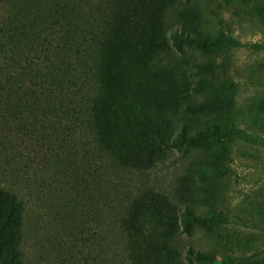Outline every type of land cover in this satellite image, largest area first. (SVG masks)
Here are the masks:
<instances>
[{
  "label": "rangeland",
  "instance_id": "1",
  "mask_svg": "<svg viewBox=\"0 0 264 264\" xmlns=\"http://www.w3.org/2000/svg\"><path fill=\"white\" fill-rule=\"evenodd\" d=\"M93 1L77 3L90 18L99 12ZM155 14L149 52H134L125 39L132 64L122 80H132L118 98L141 110L132 99L141 85L148 92L157 78L173 87L153 116L174 145L150 169H115L107 195L103 160H78L81 134L76 160H45L36 141L29 157L3 153L0 185L25 205L22 264H128L115 213L103 208L117 192L142 190L178 196L180 209L212 218L204 225L176 215L173 225L163 224L155 233L177 255L155 253L151 264L158 255L168 264H264V0H155ZM147 66L153 75H144ZM208 130L217 134L197 139ZM131 131L121 125L117 138ZM143 221L158 227L150 213Z\"/></svg>",
  "mask_w": 264,
  "mask_h": 264
},
{
  "label": "trees",
  "instance_id": "2",
  "mask_svg": "<svg viewBox=\"0 0 264 264\" xmlns=\"http://www.w3.org/2000/svg\"><path fill=\"white\" fill-rule=\"evenodd\" d=\"M79 1L0 0V156L29 157L25 152L36 141L45 160H76L72 157L78 155L71 154L81 134L78 160H103L101 192L107 195L116 187L114 177L107 178L115 169H150L174 145L153 116L173 87H164L157 78L148 92L139 84L132 99L141 110H128L118 98L132 78L128 74L122 80V68L132 64L126 60L125 39H132L134 52L155 46L150 31L158 22L155 0H94L99 12L92 18ZM148 67L144 75H153ZM124 124L132 131L117 138ZM216 134L208 130L197 139ZM181 135L186 137L184 131ZM112 201L103 210L115 213L128 264H151L155 253L177 255L172 243L161 242L155 233L163 224L173 225L176 215L204 225L212 222L180 209L179 197L162 191L142 190L125 197L117 192ZM145 213L158 227L144 223ZM24 219L23 200L0 185V264H22ZM157 264L168 262L158 255Z\"/></svg>",
  "mask_w": 264,
  "mask_h": 264
}]
</instances>
